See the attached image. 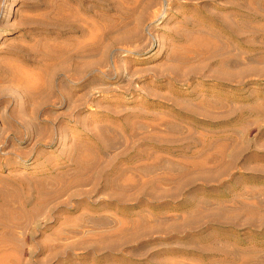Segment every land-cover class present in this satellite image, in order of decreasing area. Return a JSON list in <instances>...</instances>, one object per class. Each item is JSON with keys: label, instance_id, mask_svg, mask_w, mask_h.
Wrapping results in <instances>:
<instances>
[{"label": "rangeland", "instance_id": "obj_1", "mask_svg": "<svg viewBox=\"0 0 264 264\" xmlns=\"http://www.w3.org/2000/svg\"><path fill=\"white\" fill-rule=\"evenodd\" d=\"M263 34L264 0H0V264H264Z\"/></svg>", "mask_w": 264, "mask_h": 264}, {"label": "bare ground", "instance_id": "obj_2", "mask_svg": "<svg viewBox=\"0 0 264 264\" xmlns=\"http://www.w3.org/2000/svg\"><path fill=\"white\" fill-rule=\"evenodd\" d=\"M202 29V28H201ZM224 31L226 32V33H229V35L228 36H230V35H232V36H234V34L236 35V33H232V29H231V27H224ZM200 34H203L204 36H207V37H212V38H217V39H219V37H218V35L214 32V31H212V30H208V29H204V30H200ZM231 37V36H230ZM236 37V36H235ZM263 37H264V34H263ZM209 41V40H208ZM248 42L246 41V44H247ZM249 44V43H248ZM227 45V44H226ZM225 48V47H224ZM226 49V48H225ZM224 50V49H223ZM226 52V51H225ZM224 52V53H225ZM217 54H218V51L216 50V52L213 54V55H210L208 58H210V59H215L216 57H217ZM197 55H199V54H197ZM204 55V54H203ZM216 56V57H215ZM219 57H220V55H218ZM219 57H218V61H217V66L219 67V68H221V69H223V68H225L226 67V60L225 59H221V60H219ZM227 62H228V60H227ZM215 100V99H214ZM179 102V101H178ZM209 102V101H208ZM177 103V102H176ZM205 103V102H204ZM211 103H212V101H211ZM214 103V102H213ZM219 104H223L222 102H218ZM179 104V103H178ZM207 103H205V105H206ZM215 104H217V103H215ZM180 105V104H179ZM208 105H210V104H208ZM226 105V104H225ZM258 105V104H257ZM177 106V105H176ZM211 107L213 106V105H210ZM215 106V105H214ZM218 106V105H217ZM221 107V106H220ZM255 107V106H254ZM224 107H222V109H223ZM245 108V110H246V107H243V109ZM249 108V107H248ZM247 108V109H248ZM257 108H259V107H257ZM185 109L187 110L185 113H188V115L187 114H183V115H185L186 117H184V116H182V117H184V118H187V117H189V116H191L190 118H192V119H194V120H196L198 117H200V116H202V119L203 120H205L206 122H209V123H216V121H215V117H217V116H211L210 114H208L207 115V113H206V115L204 114L205 112H203V115L201 114H197L196 112L197 111H193V110H191L190 108H187V107H185ZM242 109V108H241ZM219 110V109H218ZM243 113H244V111L243 110H241ZM258 111V110H257ZM199 112V111H198ZM229 112V111H228ZM231 112V111H230ZM234 112V111H233ZM246 112V111H245ZM248 112H249V110H248ZM251 112V111H250ZM254 112V111H253ZM252 112V113H253ZM183 113H184V111H183ZM220 113V112H219ZM257 113V112H256ZM232 114L233 113H231V116H232ZM236 114V112H234V115ZM222 115V114H221ZM221 115H219L220 117H221V119H223L222 117H223V115L221 116ZM230 116V114H228L227 113V117H229ZM237 115V114H236ZM224 116H226V114L224 115ZM219 117V118H220ZM225 118V117H224ZM191 119V120H192ZM200 119V118H199ZM217 119V118H216ZM220 120V119H219ZM218 121V120H217ZM238 122H239V120H237ZM204 122V121H203ZM175 126L174 125H169V128H174ZM230 131V130H229ZM223 132H226V131H223ZM228 132V131H227ZM230 137V136H229ZM232 138V137H231ZM231 138H227V140L228 141H230V142H232V139ZM148 140V139H147ZM226 140V141H227ZM212 145V143H208V144H205L203 147H205V148H209L210 146ZM222 145L223 146H225L226 145V143H222ZM246 147V146H245ZM185 153V152H184ZM235 153V152H234ZM233 153V154H234ZM195 154L196 153H193L192 155H191V157H194L195 156ZM200 154V153H199ZM232 154V157H234V155ZM236 154H239V152L238 153H236ZM236 154H235V158H236ZM185 155V154H184ZM240 155V154H239ZM187 158H185V160H186ZM211 159V158H210ZM232 159V158H231ZM248 159H253V158H251V156L250 157H248ZM234 161H235V159H233ZM179 162V161H178ZM230 162H231V160H230ZM178 163H176V164H169V166L167 167L168 168V170L170 171V172H174L175 173V175H177L178 173H179V168H178ZM176 167L178 168V169H176ZM263 168V167H262ZM258 169V168H257ZM256 170V169H255ZM183 171V170H182ZM177 173V174H176ZM255 174H257V173H255ZM250 177H248V179H249ZM207 182V181H206ZM189 184H191L190 182H189ZM238 184H240L239 183V181H238V179L236 178V179H234L233 181H232V186H234V187H238ZM197 190V189H196ZM163 191V190H162ZM194 191V190H193ZM157 193H159V192H157ZM196 193V192H195ZM156 194V193H155ZM163 195V194H162ZM188 197V196H187ZM186 197V198H187ZM152 200H155V201H157V202H159V200H160V197H157L156 195L154 196V194H153V197H152ZM233 200V199H232ZM186 201H187V199H186ZM195 202H197V203H199V204H201L202 205V207H206L208 204H209V201L207 200V199H199L198 197H196V195L192 192L191 194H190V196H189V199H188V201H187V203H195ZM240 203V202H239ZM259 203V202H258ZM157 205H161L160 203H158ZM157 205H155V206H157ZM195 205H196V203H195ZM154 206V205H153ZM198 206V205H197ZM228 206V205H227ZM241 206V208H249L250 207V205H247V204H241L240 205ZM166 207V206H165ZM195 207V206H194ZM231 207H233V206H231ZM253 207V206H252ZM192 209H194V208H192ZM205 209V208H204ZM225 210H227V208H226V205L223 203V202H221V203H219L218 204V210L215 212L216 213V215H210V214H212V213H209L208 212V215L205 217V218H207V219H209L208 221H210V222H207V224H212V223H215L213 220V218L216 216V217H219V218H222V213L225 211ZM234 210V209H233ZM196 213V211L195 210H191V211H189V212H187V216H186V218H185V220H186V222L185 223H183V225L182 226H178L177 224H175V225H173L172 227H171V229H173V232H177V231H183V233H184V240H183V245H182V247L184 248V249H186V248H191V250L193 251V252H196V253H198V254H201V255H207V256H212L213 254H216V253H219V254H221L222 253V248H217V247H214V241L215 240H217L218 239V236H219V234L217 235L216 233H207V235H193L192 233H191V231H192V229H193V227H194V224H196L197 222H193V221H187L193 214H195ZM140 218H142V217H140ZM144 218H145V216H144ZM163 219H166V217L164 216V217H162ZM190 220V219H189ZM144 221V220H143ZM217 224V223H216ZM178 233V232H177ZM226 235H223V237H225ZM227 237H229V236H227ZM221 239V238H220ZM223 239V238H222ZM233 239V238H232ZM237 241V240H236ZM240 241V240H239ZM216 242V241H215ZM223 242H225V241H223ZM241 242V241H240ZM199 244H202L201 246H199ZM232 244V243H231ZM192 245H195V246H192ZM227 245V244H226ZM229 245V244H228ZM234 245V244H233ZM216 246V245H215ZM224 247H225V245H224ZM229 247V246H228ZM232 247V246H231ZM110 248H112V247H110ZM227 248V247H226ZM224 249V248H223ZM235 249V248H234ZM237 249H239V251H240V249L242 250V252H244V251H246L248 248H240V247H237ZM246 249V250H245ZM111 250V249H110ZM236 250V249H235ZM235 250H232V251H235ZM225 252V251H224ZM230 259V258H229ZM232 259V258H231ZM155 260V259H154ZM210 260V259H209ZM213 260V259H212ZM232 261V260H231ZM211 264H212V262H210ZM157 264H160V263H157ZM240 264H241V262H240Z\"/></svg>", "mask_w": 264, "mask_h": 264}]
</instances>
